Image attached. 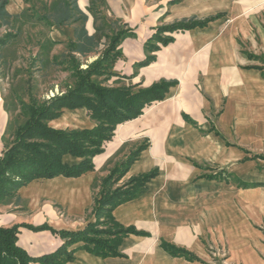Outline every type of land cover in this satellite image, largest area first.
I'll list each match as a JSON object with an SVG mask.
<instances>
[{"label":"crops","instance_id":"crops-1","mask_svg":"<svg viewBox=\"0 0 264 264\" xmlns=\"http://www.w3.org/2000/svg\"><path fill=\"white\" fill-rule=\"evenodd\" d=\"M58 2L9 0L6 7L10 15L20 16L18 20L29 15L34 19L31 24H18V34L2 52L22 54L30 46L37 60L32 90L47 97L71 79L63 56H72L82 67L99 56L69 51L81 42L75 35L79 23L58 26L44 19ZM77 2L87 16L84 29L92 37L96 26L91 0ZM97 6L98 17L116 21L132 34L118 47L122 56L110 70L111 86L149 88L162 80L176 85L163 101L117 126L103 152L93 159V171L76 178L34 180L16 197L0 202V227L20 225L17 246L30 257L55 252L63 240L53 231H79L93 221L97 179L107 176L131 148L148 142L121 182L153 170L157 176L142 195L112 212L120 226L134 228L139 235L123 240L122 257L117 258L98 257L77 244L68 264H203L207 247L221 243L235 261L264 264L257 230L264 223V186L249 185H264V0H101ZM191 18L214 19L202 28L165 33L173 40L159 45L150 65L138 66L146 59V44L158 27ZM57 78L64 82L54 81ZM45 79L51 80L53 90H40ZM28 94L0 81V158L16 128L11 112L21 111L18 100ZM49 126L86 130L96 123L85 108H78L64 109ZM80 161L63 157L69 166ZM42 227L46 229H32ZM162 243L197 260L172 257Z\"/></svg>","mask_w":264,"mask_h":264},{"label":"trees","instance_id":"trees-1","mask_svg":"<svg viewBox=\"0 0 264 264\" xmlns=\"http://www.w3.org/2000/svg\"><path fill=\"white\" fill-rule=\"evenodd\" d=\"M99 1L101 0H91L90 12L95 16L96 26V33L92 37L87 36L84 29L87 16L79 9L77 0H59L51 13L44 17L46 21L58 26L72 23L81 25L80 31H75L81 42L70 46L71 53L89 56L99 53L101 45L106 49L86 69H82L80 63L72 56L70 59L63 56L62 61H67L68 64L65 70L72 73L74 84L62 96L43 102L31 97L29 104L23 107L21 112L25 118L24 122L16 126L12 140L6 145L0 158V202L16 197L19 189L34 180L59 176L76 178L93 171V159L103 152L104 143L112 139L117 126L138 118L147 106L163 101L170 89L176 85V82L162 80L149 88L106 87L102 82L95 80L112 75V66L122 56L118 50L119 45L125 37L132 36L122 26H118V22L97 16ZM8 3L9 0H0V29L5 28L6 31L12 32L20 16L7 12ZM213 19L191 18L159 27L146 44V59L138 66L150 65L155 60L154 53L160 49L159 45L165 46L173 40L165 36V33L202 28ZM107 26L110 30L106 29ZM108 31H111L112 35L108 34ZM15 37L7 32L0 38V50ZM103 39L106 40L104 43ZM78 108L88 111L89 117L96 123L93 129L62 131L49 126L50 121L61 117L64 109ZM147 147L148 142L134 146L107 176L97 179L94 189H98V192L95 194L91 212L94 220L79 231H53L63 240V244L55 252L39 258L30 257L25 250L17 246L21 226L0 227V264H68L74 260L76 250L72 248L77 244H82L81 249L98 257H122L119 248L123 240L130 234L139 235V232L134 228L120 226L114 220L112 212L117 206L142 195L146 184L157 176L158 171L153 170L131 178L121 186L117 185ZM66 155L80 158L81 161L69 166L63 162ZM239 185L246 186L243 183ZM161 247L172 257L197 260L195 256L173 245L162 243Z\"/></svg>","mask_w":264,"mask_h":264},{"label":"rangeland","instance_id":"rangeland-1","mask_svg":"<svg viewBox=\"0 0 264 264\" xmlns=\"http://www.w3.org/2000/svg\"><path fill=\"white\" fill-rule=\"evenodd\" d=\"M31 16L32 15H29L27 18H24L22 20H17L15 22V29L12 32L6 31L5 28H1L0 29V38H3L7 34V32L16 36L19 32L18 31L19 29H17L18 24L22 23V22L31 24L33 22L32 19H34V17H31ZM160 27H162V26H160ZM27 32L31 33L30 30H28ZM156 32H157V30H156ZM105 49H106V47H102L99 50V55H101L105 51ZM2 50L3 49L0 50V81H2L6 85L8 84V85L16 86L21 90H27L28 91V93H29L28 95H24V96L20 97L18 100V103H21L22 109L25 105L29 104L31 97H35L40 102L48 101L54 97L64 95L65 92L68 90V88L74 84L75 80L72 77V73H71V79L70 80L67 79L64 84H61L58 87L60 92L57 90L54 93L49 92L48 97L43 96V95H39L36 93L35 89L32 90L33 85H34V83H32V81H35V79L32 78V75L37 72V69H36L37 68V62H36L37 60L33 59L32 48L30 46H28V48H26V51L25 52L23 51L24 53H22V54H19L18 51L16 50V52L14 51V53L9 54V55H6L5 53L3 54ZM45 59L46 58H43L41 62H43ZM90 64H86V67H82V64L80 63L82 69H86ZM47 66L48 65L46 63L44 70ZM44 72H46V71H44ZM110 77L111 76H103V77L96 78L95 80H97V82H102L103 85L106 87H112L111 82L109 81ZM54 81H57V82L63 81L64 82L63 79H58V78L54 79ZM40 82L42 85L40 90L47 91L49 89L50 90L54 89V86H51V80L45 79V80H41ZM122 86H124V85H122ZM35 87H36V85H35ZM62 91H64V92H62ZM22 109H21V111H22ZM21 111H12L11 112L12 118H13L12 119V122H13L12 127H15L18 124L24 122L25 118L23 117ZM261 159L264 161V157H262ZM124 183H126V182H119V184L117 186H121ZM249 185L254 186V187L264 186L262 184H252V185L249 184ZM117 186H115V188ZM97 192H98V189H97ZM257 230H259V232L261 233V243L264 245V223L261 224L260 226H258ZM259 256L264 262V252L263 253L259 252ZM202 260L204 262L203 264H242L238 261H235L232 258V256L229 253L228 247L222 243L221 244H211L209 247H207V255H206L205 259H202Z\"/></svg>","mask_w":264,"mask_h":264}]
</instances>
